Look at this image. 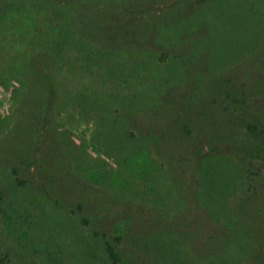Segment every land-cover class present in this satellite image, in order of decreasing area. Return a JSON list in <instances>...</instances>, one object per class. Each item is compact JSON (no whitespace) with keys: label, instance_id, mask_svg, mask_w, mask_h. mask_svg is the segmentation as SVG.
Returning a JSON list of instances; mask_svg holds the SVG:
<instances>
[{"label":"rangeland","instance_id":"374dc122","mask_svg":"<svg viewBox=\"0 0 264 264\" xmlns=\"http://www.w3.org/2000/svg\"><path fill=\"white\" fill-rule=\"evenodd\" d=\"M50 1L47 6L43 0H0V145H4L7 151L9 148L14 150L13 156L5 154L0 157V191L7 199L6 209L16 219L17 227L19 228L20 223L28 221V231L30 223L33 224L28 231V239L20 244L16 233H13V236L17 240L7 238L4 224L6 220L0 214V264H109L105 251L107 238H104L108 226L107 222L102 220L103 210L99 201V198L105 195L102 193L105 189L99 184L95 185L92 179H87L84 175L87 182L80 172L73 170L65 173L66 177L68 176L67 181H71L68 187L71 190H56V173L65 171L64 165H61L65 159L59 158L57 163H52L49 156L43 153L49 146L47 138L37 142L36 148L41 153L36 156L42 165L52 167L53 173H47L48 178L46 176L45 180H42L39 169L29 160L27 148H30V135L25 133L22 127L24 115L35 117L36 107L33 109V102L37 99L39 102L43 98V104L46 103L50 109L47 112L50 119L48 118L46 127L49 130H57V140L68 147L71 158H80L78 169L87 175L84 167H99L102 173L111 174L114 179L110 182L113 186L111 194L120 193L117 189H121V192L127 194L135 192L136 196L138 191H144L150 196L154 194L150 191L154 188L159 193L158 196L155 195L159 203L165 202L169 209L176 210L181 207V202L173 191L172 180L168 179L171 178V173L175 175V172L170 167L166 168V164L160 167L161 162L176 161L172 160L174 156L171 146L167 143L168 137L161 143L150 145V158L158 160L155 170L144 173L139 166L122 165L119 157L126 155L122 153H130L129 155L133 156V150H141L142 142L139 138L126 139V134L131 132L129 129L133 130L138 126L131 120L123 126L119 120L120 115L130 113L128 119L139 118V121H135L139 124L142 117H152L149 113L158 104L157 101H164L172 107L170 111L166 110L162 117L163 126H156L159 132H168L170 125H175L179 119L188 116L201 133V128L212 124L213 116L209 121L211 114L207 113L205 107L208 106L210 111L216 112L214 114H222L219 122L222 121L226 125L229 123L230 129L226 126L225 131H221L218 137L220 140L225 134L226 141L236 137L237 127L257 123L264 126V94L258 93L255 87L264 82V74L262 76V73L258 72L256 77L251 76L255 68L258 71V66L262 62L264 64V57L258 56L259 51L261 52L259 44L264 43V0H187V4L185 0H154V4L149 0H141L142 8L135 16L130 12H122L123 8L117 9L114 6V2L122 5L126 0H87L86 3L85 0ZM79 3H84L83 12H76L73 16L74 22L69 19L73 22L71 24L60 14V10L52 6L69 4L78 7ZM180 7L185 9L184 15L180 14ZM172 14L173 18H170ZM157 16L169 18L164 23L166 26H156L154 17ZM170 19H174L178 25V28H171L174 40L162 42L158 27L169 30ZM153 20L155 27L147 31L146 23ZM70 27L72 30H84L82 38H85L88 44L92 43L93 47L106 43L105 46H113L112 49L117 53H109L115 58L103 57L100 66L92 53H89L93 67L91 66L90 70L79 69V63L75 70L71 68L69 72L76 78V82L69 79L65 90L57 88V95L54 94L52 99L45 100L44 87L41 89L40 86L48 80L49 73L57 72L59 57H50L41 49L51 43L53 47L62 46L68 54L80 53L69 45L68 37L64 33ZM128 30L138 42L147 37L148 45L133 42L132 45L140 51L130 53L125 42ZM110 36L114 38L115 43L108 44L107 37ZM100 47L106 50L104 46ZM199 55H202L201 60L198 59ZM240 56L251 60V73H233L232 64L234 61L239 62ZM34 59H37L39 67L30 65ZM39 60L44 65L45 61L49 63L48 73L39 75L43 70ZM197 60L199 65L193 70L192 64H196ZM141 63H146L147 69L138 71L137 77L132 79V70L137 67L136 64ZM117 64L127 71L120 69L115 76L105 74V67L114 68ZM32 69L36 71L34 75L39 79L32 78V82L26 84L27 73ZM24 70L27 71L26 76H23ZM126 79L130 82L126 83ZM250 79L253 80L251 86ZM82 83L90 84L89 91L99 93L104 101V104L94 103L91 112L87 114L82 113L77 104L80 91H84ZM237 85L249 94V98L237 106L242 105L241 113L227 112L223 108V99L227 93L225 89L228 86L236 88ZM65 91L74 99L70 100ZM110 94L117 97L111 98ZM133 94L139 99H134ZM13 96L16 97L14 100ZM250 100L252 105L258 108L254 110L249 107L247 102ZM36 116L38 117V114ZM68 141L71 143L69 146L65 144H68ZM199 143L202 146V155L210 152V145L203 136L200 137ZM101 145L106 148V152L101 150ZM163 153L170 155L162 158L160 155ZM59 154L64 156L63 150H60ZM54 157L58 158L56 155ZM73 166L75 167V164ZM201 170L202 168H198L187 173L189 182H186L185 174L182 173L175 179L179 181L178 188L181 192H190L188 195L191 203H188L191 210L196 206L191 193L202 182ZM160 171L163 173L162 177L159 176ZM211 172L215 175L214 183H225V173L218 171L217 166L212 167ZM50 177L55 181L47 182ZM108 179L110 177L106 183H109ZM259 179L256 178L258 181ZM84 180L91 187H88ZM77 182L80 183L79 186ZM259 184L261 183L257 182V185ZM95 186L99 190L94 188ZM255 195L257 193L253 192L250 199L254 204L259 202ZM137 197L139 198V193ZM132 215L136 224L133 232L128 233V239L140 234L141 239L147 237L146 245L149 246L136 251L139 257L136 259L137 264H213L206 259L207 252L213 254L215 251H212L211 246L221 242L225 244L228 237L227 231H217L215 227L216 237L213 236L211 221L206 217L201 219L197 213L175 218L174 234L165 236L149 232L155 220L151 222L139 213ZM213 237L214 241L211 242ZM24 244L27 245L28 251H18ZM124 245L125 242L120 246ZM49 249L52 251H48ZM244 249L245 247L241 250ZM241 253L243 252L240 251L239 255ZM239 262L240 257L231 255L229 262L224 264H240ZM254 262L262 264L258 259Z\"/></svg>","mask_w":264,"mask_h":264},{"label":"trees","instance_id":"16d2710c","mask_svg":"<svg viewBox=\"0 0 264 264\" xmlns=\"http://www.w3.org/2000/svg\"><path fill=\"white\" fill-rule=\"evenodd\" d=\"M43 1H46L47 6L51 3L50 0ZM88 1L85 0L84 3ZM149 1L151 4H154L156 3V1L158 2L160 0H156L155 2L154 0ZM89 2H92V0ZM184 2H186L187 4V0H185ZM84 3H79L78 7L69 4L62 5L61 7H57V5L55 4H52V6L56 10H60V14H62L66 21L71 24L74 22L73 16L76 14V12H83L82 7ZM140 3L141 0H126L125 3L122 5L120 3L116 4L114 2V6L117 9L123 8L122 12H130L132 16H135L138 11L142 8V5ZM183 6H185V4ZM179 11L181 15H184L185 9H182L180 7ZM169 17L173 18V14ZM154 18H156L154 19L156 21V26H166L164 25V23L166 20L169 19L167 16H157ZM69 19H71L73 22H71V20ZM154 20L150 23H146V25H148L147 31H149L150 28L155 27L153 26L155 25L153 24ZM170 21L171 22L169 23L172 26L168 25L169 30H163L161 27H158V35H162L160 36V40L162 42L174 40V37H172L173 31H171V28H178V25H176L174 19H170ZM199 22H197V24ZM83 32L84 30H72L71 27L64 32L68 37L69 45L75 50L80 51V53L78 54H68L65 52L62 46L53 47L51 43H47L46 47L41 49L42 51H44L43 53L50 55V57H59V65L57 67V72L54 69V74L49 73L50 77H48V80L45 81L44 84L42 83L40 86L41 89L44 87L45 100L52 99L53 95L56 94L57 88H63L65 90L67 88V83L70 81L69 79H73L76 82V78L72 76L69 71L72 69L75 70L76 66L79 63V69L84 68L86 70H90V67H93V63H91L92 57H89V53H92V55L95 57V60L99 62V66L100 61L103 57L106 56L107 58H115L113 55H109L111 51H113L115 55L117 53L112 49L113 46L111 48L110 46H105L107 45L106 43H102L100 46H104L106 50H104L100 46L93 47L92 43L88 44L87 40L85 38H82L81 34ZM165 37H168V39L166 40ZM107 41L109 42H107L108 44L115 43L114 38L111 36L107 37ZM121 42H123V40ZM125 42L130 50V53H132L133 51L139 52V48H135L132 45L133 42L147 46L148 38L146 37L145 39L141 40V42H138L136 37L133 36L132 33L128 30L127 35H125ZM259 46L261 52L258 50L257 47V50L259 51L258 56L263 58L264 43H260ZM121 47L122 44L120 48ZM137 47H139V45ZM201 58L202 55H199L198 59L201 60ZM36 60L37 59H34L30 63V65L38 66ZM45 63L46 64L44 65L39 60V64L43 67V70L39 72V75H41L43 72H49L50 65L46 61ZM69 63L71 65H68ZM192 65L194 70L195 66L199 65L198 60L196 61V64ZM232 66H234V68H231L232 71L234 70L233 73L237 72V74H240L245 71L250 72L252 63L249 58H241L240 56L239 62L234 61ZM110 67L113 68V66ZM110 67H105V74L108 76L117 75L120 69L127 71L126 68L120 66L119 64L115 65L113 69H111ZM135 67L136 68H134L131 73L132 79H134V77H137L138 71L146 70L147 64H136ZM258 69L260 70L256 71L255 68L252 73L250 72L251 76L256 77L257 75H259L258 72H260V74L262 73L261 75L263 76V62L260 66H258ZM26 73L27 71L23 73V76H26ZM34 73H36V71L33 69L32 71H29L27 73L28 81L26 82V84L31 83L32 78L35 80L39 79V77L37 75H34ZM128 81L129 80L126 79V83ZM252 81L253 80L250 79V86L252 85ZM22 83L24 84L23 81ZM81 85L84 91H80V99L78 100L77 104L80 107L82 113H90L94 106V103L97 105L104 104L102 95L94 91H89L88 86H90V84L86 85L82 83ZM255 87L258 93L261 92L262 94H264V82ZM232 88L234 87L228 86L225 89L227 93L226 97H224L223 99V108L227 112L241 113L242 105L239 107L237 106L239 104H243L246 100H248L249 94L242 91L239 85H237L234 89ZM65 94H68V98L70 100L74 99V97L71 96L68 91H65ZM109 97L116 98L117 96L114 94H110ZM132 97L134 99H139L136 94H133ZM15 98L16 97L13 96V100ZM157 103L158 104L155 106V108L153 107V111H150L149 113L152 114L151 118L145 116L140 119V122L142 124L140 122L139 124L135 122L137 120L139 121L138 115L136 116L138 119L134 117L128 119L127 116L130 113H126V115H120V119L118 117L122 125L131 120L134 121L133 123H136L138 126L134 127L133 130L129 129L131 130V132H128V134H126V139L139 138L142 142V145L140 146V151L133 150V156L129 155L130 153L127 154L124 152L122 154L126 155H121L119 157V161L122 163V165H126L128 167L132 165L139 166L141 171L144 173H147L151 170H155V164L158 162V160L150 158V150L152 149L150 145L154 146L157 142L161 143L163 139L168 137L167 143L171 146L172 155L174 156L172 160H176L174 161V163L177 164H174L172 161L167 160V163H165V161L161 162L160 167L165 166L166 164V168L170 167L171 170L173 169L172 171L175 172V175L171 173V178L168 179L172 180L171 183L173 186L172 188H174L173 191L174 193H176L177 199H180L181 203H179V205L182 208L179 206L180 208H177L176 210H171L168 208L165 202L159 203L157 197H155V195L158 196L159 193L154 188L150 190L152 193H154L150 196L147 192L138 191L139 198L137 197L138 193L137 196L135 192L127 194L124 191L121 192V189H117V191H120V193L111 194V191H113L111 190V188L113 186H111L110 182L114 181V179L111 174L102 173L99 167H84V170L86 171L87 175L84 174L80 169H78V166H80V164L78 163L80 158H71L70 150L68 149V147H66L64 143L62 144L57 140V130H49L46 127L50 119L47 112L50 111V109L46 103L43 104V98H41L39 102L38 99L33 102V109L36 107L35 117L30 118L29 115H24L25 123L23 122L22 127L25 133L30 135V148H27V151L29 152V160L33 161L34 167H37L39 169L40 178L42 180H45L47 173H53V168L49 167V165L47 164L42 165L40 162H38L36 156L37 153H41L40 150L36 148L37 142L42 140L43 138H47L49 146L44 149L43 153L49 156V159L52 161V163H57L59 161V158L65 159L63 164H61L62 166L64 165L65 171H58L56 173L57 178L54 176L56 180V185H53L55 186L56 190H71L68 189V187L71 185V181L70 179L67 181L68 176L66 177L65 173H67V171L69 172L73 170L77 173L80 172V174H82L83 176H87V179H92L95 185L99 184L100 187H103L105 189V192H102L105 193V195H102L99 198V201L100 207L103 210L101 213L102 220L104 222H107L108 226V229H105L106 235L104 236V238H107L105 251L107 253V259H109V264H137L136 259L138 257V253L136 251H141L142 249L147 248L148 245H146L145 240L146 236L141 239V236L139 234L138 236H132V238L128 239V233L130 231L132 233L135 229L136 223L133 217L134 215H132L135 213H139V215H142L144 218L148 219L151 222L155 220L156 222H153V226H150L151 229H149V232L153 231L157 234H162V236L169 235L171 233L174 234L175 218H183V216L185 215L197 213L201 219L206 217L208 221H211V234L213 236H215L214 227L217 231H227L228 235V237L225 239V244L221 242L215 245L213 244L211 246L212 251L215 252H212L213 254L207 252L206 259L208 261H211L213 264H224V262L228 263L229 257L233 255L234 257H240V264H255V259H258L260 262H262V264H264V189H261L264 188V126L257 123L256 125L250 124L245 125L244 127H237L238 134L235 135L236 137H232L231 140L226 141V135L223 133V138L218 140L220 132H224L226 126L230 129V125L229 123H227V125L226 123L223 124L222 121L219 122V118L222 117V114H214L216 113L215 111H210L209 107L205 106L207 113L211 114L208 117L209 121L211 120V116H213V118L211 121L212 124H210V126L203 127L200 129L201 133H199L197 125L193 124L192 121L189 120L190 117L188 116L179 119L175 125H170V130L168 132H159L156 129V126L158 124H163L164 120L162 117H164L166 110L170 111V108L172 106L170 105V103H166L164 101H157ZM247 104L254 110L255 108H258L252 105L251 100L248 101ZM123 108H127V106H123ZM172 109H174V107ZM127 111L128 109H126V112ZM220 112L221 111H219V113ZM212 113L214 115H212ZM37 114L38 117L36 116ZM118 114H120V112H118ZM174 114H176V111H174ZM201 136H203L210 145L211 150L210 152L206 153V155H202V146L199 143ZM65 144L68 146L71 145L69 141L68 144L66 142ZM62 147L63 149H61ZM100 148L101 150L106 152V148L104 146L101 145ZM60 150H63L64 156L62 154H59ZM126 152L128 151L126 150ZM5 154L7 156H13L14 150L9 148L7 151L4 145H0V157L5 156ZM54 155H56L58 158H55ZM168 155H170V153H163L160 156L163 158ZM74 164L75 167L73 166ZM214 166H217L218 171L225 173L226 181L223 185H220L219 182L214 183L215 175L213 172H211V168ZM198 168H202V170L200 171V179L202 182L201 184H198L197 189L194 188V190H192L191 197L196 201V206H194V209L191 210L189 206V203L191 202L189 201L188 195L190 194V192H181L178 188L179 181L175 179L177 178V176H179L178 174L182 173L185 174L186 182H189V176L187 175V173H189L191 170H198ZM160 170L163 173H166L165 171H163L162 168H160ZM43 171H45L46 173L44 174ZM161 171L159 173L160 177L163 176V173ZM85 176L84 179L88 182ZM108 177H110V179H108L109 183H106L105 181H107ZM255 177L260 178L259 181L256 180ZM46 178H48V176ZM117 179H119V176H117ZM55 180L50 177L47 182ZM257 182L261 184L257 185ZM132 183L134 182L132 181ZM22 184L25 185L24 182H22ZM79 184L80 183L77 182V186H79ZM85 184L88 187H91V185L87 184L86 182ZM94 188L97 187L95 186ZM93 190L97 191L96 189ZM155 192H157V194H155ZM253 192L257 193V195L255 196L259 200V202L256 204H254V202H250V199H252L251 194ZM83 200L85 199L83 198ZM6 205L7 199L5 195H3V193L0 191V214L6 220L4 224L8 233L7 238L12 237L16 239L13 236V233H16L18 235V242L22 244L21 241L28 239V231L31 230L33 224L30 223V225L28 226V231V221H26L25 223H20V226L18 228V223H16V219L12 216V214L9 213V210L6 209ZM57 205L58 207H61L60 204ZM82 208L83 206H81V210ZM13 212H15V210ZM201 215H203V217H201ZM213 241L214 237L211 239V242ZM123 242H125V245L124 247H121L120 245ZM244 247L245 249L241 250ZM27 249V245L24 244L21 250H17L28 251ZM239 250L243 252L240 255ZM48 251L52 250L49 249ZM128 254H131V256L129 257ZM8 257L10 256L8 255ZM9 261L12 263L11 259H9Z\"/></svg>","mask_w":264,"mask_h":264}]
</instances>
